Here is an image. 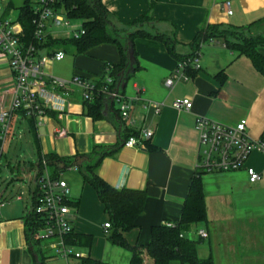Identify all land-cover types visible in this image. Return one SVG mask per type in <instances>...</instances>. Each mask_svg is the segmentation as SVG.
I'll list each match as a JSON object with an SVG mask.
<instances>
[{
	"label": "crops",
	"instance_id": "obj_1",
	"mask_svg": "<svg viewBox=\"0 0 264 264\" xmlns=\"http://www.w3.org/2000/svg\"><path fill=\"white\" fill-rule=\"evenodd\" d=\"M23 2L0 1V23L9 20L13 23L12 28L18 31L16 18ZM225 2L229 3L231 15H227ZM102 4L124 25L146 15L151 22L148 31L172 36L178 44L177 53L182 55L190 53L188 45L201 28H244L264 17V0H102ZM53 30L49 35L52 39H66L70 35L60 30L54 33ZM262 30V26L254 27L251 34ZM133 51L137 70L120 89L126 98H137L131 102L129 109L134 121L132 127L120 122L115 106L107 101H104L100 118L87 116L80 93L74 88L65 98L67 104L62 102L52 106L41 124L34 125V132H30L28 119H23L20 114L16 113L12 121L19 125L26 123L36 157L38 147L43 155L52 154L58 159L74 162L72 167L80 172L79 169L88 161H94L97 155H104L96 170L101 180L117 190L145 193L143 210L136 226L123 237L129 246L140 249V264H152L143 250L150 241V228L179 220L191 178L201 174L195 168L198 149L195 119L202 117L229 127L244 120L247 136L253 140L262 139L264 76L255 71L247 58L236 56L221 40L214 39L202 45L196 59L199 69L193 68L192 75L184 73L186 81L180 78L167 88L164 81L171 77L177 62L166 53L164 46L154 40L136 39ZM63 52L72 55L68 77L57 75L54 69L55 64L65 60V55L62 61L43 65L46 77L56 75L59 79H70L78 75L95 81L102 76L105 64L116 65L120 60L117 48L106 43L79 55ZM258 52L264 56V46L259 47ZM220 71L225 75L222 84L215 78ZM12 86L13 78L7 60L0 56V97L5 105L10 99L7 90ZM184 98L192 103L189 111L171 108L172 101ZM147 102L163 104L158 115L145 108ZM127 129L137 132L138 136L145 130L151 131L152 135L142 141V148H124L122 143ZM6 139H0V264H38L41 259L43 264H71L70 261L77 259L64 260L54 256L46 243L27 245L24 218L31 209L36 174L32 178L33 183L29 184L28 210L27 204L23 203L22 192L7 194L8 189L22 177L19 168L10 164L12 159L2 160ZM38 164L35 170H38ZM10 167L17 174L5 188L13 177L9 173ZM31 167L33 169V165ZM244 168L253 169L261 179L249 183L245 169L200 176L206 219L193 225L183 235L193 242H205V245L196 247L199 259L211 257L213 264H264V152L251 153ZM67 170H60L61 178ZM66 183L70 200L76 205L71 210V226L75 233L92 237L90 249L78 248L82 254L79 264L85 257L108 264H130L131 253L106 240L109 231L103 229V224L108 219L94 190L83 181L81 184ZM199 231H204L206 236L199 238ZM199 253H202L201 256Z\"/></svg>",
	"mask_w": 264,
	"mask_h": 264
},
{
	"label": "trees",
	"instance_id": "obj_2",
	"mask_svg": "<svg viewBox=\"0 0 264 264\" xmlns=\"http://www.w3.org/2000/svg\"><path fill=\"white\" fill-rule=\"evenodd\" d=\"M31 6L32 0H24L18 9L16 22L21 27L20 41L25 45H33L38 54L41 50H46L47 54L55 50L65 52L71 50L74 55H79L92 47L105 43L112 44L117 48L120 56L119 63L116 65L108 64L110 70L96 82L97 87L104 84L101 80L103 77L112 78L116 82H120L121 78L126 81L137 70L133 51V42L136 39H149L161 43L171 58L177 63L185 65L183 72L188 75L193 74L191 62L199 56L202 45L208 41L218 39L236 56L247 58L255 71L264 76V56L258 52V48L264 46V30L260 33L251 34L252 28L264 27V17L244 28L231 26H206L201 28L188 45L190 53L182 55L177 53L176 47L178 44L172 36L148 31L147 28H151V22L146 15H141L128 24H121L104 8L102 0H55V8L64 12L68 19L78 22L84 34L77 39H52L49 35H46L43 39L37 40L34 38ZM128 44H130L133 52V62H130L127 56ZM215 78L219 84H222L225 80L223 71L218 72ZM103 107L104 101L100 96H97L91 103H83L85 114L92 119H98L102 116ZM18 114L23 119H28L30 132H34V120L26 118L23 113ZM127 131L128 133L124 136L125 140L129 137L138 136L135 131L128 129ZM36 154L39 161L43 158L46 160L53 172L74 166V162L70 160H61L52 154H41L38 147H36ZM103 156L97 155L94 161H88L82 169H79L82 181L94 190L103 212L107 216L109 232L106 240L113 246L129 251L132 255L130 264H140L138 258L140 249L129 246L123 235L135 228L136 220L143 210L145 193L127 189L117 190L101 180L96 170ZM201 174H196L191 178L179 220L175 223L155 225L150 228V241L143 250L147 257L151 259L152 264H213L211 257L203 260L197 257L196 246L199 241L193 242L183 236L193 225L205 222L206 219ZM67 205L71 209L76 207L75 203L71 201ZM24 227L27 245L29 247L37 245L38 241L34 238V235L38 225L36 224V216L31 211L24 218ZM65 242L71 247L88 250L91 247L92 237L90 235H79L71 231L65 237ZM38 264H43V259L38 260ZM81 264L108 263L85 257L81 260Z\"/></svg>",
	"mask_w": 264,
	"mask_h": 264
},
{
	"label": "built area",
	"instance_id": "obj_3",
	"mask_svg": "<svg viewBox=\"0 0 264 264\" xmlns=\"http://www.w3.org/2000/svg\"><path fill=\"white\" fill-rule=\"evenodd\" d=\"M5 1V0H0ZM55 0H32L31 12L33 16L34 38L43 39L50 35V30H60L70 33L67 38L77 39L84 34L79 23L68 19L64 12L54 6ZM227 15H231L229 3L225 2ZM1 10V5H0ZM74 22V23H73ZM9 20L0 23V56L5 58L13 78V86L7 90L10 99L7 105L0 97V139L4 141L9 133L12 117L16 113H23L26 118H32L35 126H39L52 106L66 103V96L70 89H77L82 103H91L97 96L103 101L111 103L116 108L122 124L132 127L133 119L129 109L132 101L120 92V83L112 78L103 77L104 83L96 86L99 80L91 81L78 75L63 81L53 77H46L42 67L47 62H59L64 58L61 50L51 52L46 56H39L36 48L25 45L20 41L21 27L14 30ZM197 59V58H196ZM191 62L192 68L198 70L197 60ZM183 63H177L170 78L164 81L167 88H171L174 81L182 78L187 80ZM109 65H104L102 75L109 72ZM106 75V74H105ZM137 92L138 90L135 89ZM67 104V103H66ZM163 104L147 102L145 108L158 115ZM192 103L189 99H175L171 108L176 111H189ZM194 130L198 138V149L195 168L202 174L228 173L245 169L249 183L258 182L261 176L251 168H244L245 162L253 152H264V137L259 140L250 139L246 134V123L239 121L234 126H223L208 119L197 117ZM152 135L149 130L142 131L138 137H129L123 141L124 148H142V141ZM34 178V192L30 211L36 216L38 228L34 238L38 242L47 244L56 257L64 260L69 258L81 259L78 248L66 244L65 237L74 231L71 226L72 209L69 187L61 177L60 170L52 172L46 160L39 161ZM68 170H76L68 167ZM1 207V204H0ZM168 226H170L168 224ZM103 229L108 230L109 224L104 223ZM204 231L198 232V237H205Z\"/></svg>",
	"mask_w": 264,
	"mask_h": 264
},
{
	"label": "rangeland",
	"instance_id": "obj_4",
	"mask_svg": "<svg viewBox=\"0 0 264 264\" xmlns=\"http://www.w3.org/2000/svg\"><path fill=\"white\" fill-rule=\"evenodd\" d=\"M154 1V0H152ZM74 23V22H73ZM54 33H57L58 30H53ZM69 52H71V50H69ZM47 51L46 50H41L39 51V55L40 56H46ZM71 62H72V55L70 54H66L65 55V60L62 63L59 64H55V71H57V75L59 76H63L65 75V77L67 78L68 75L71 72ZM77 62H76V67H77ZM56 76V75H55ZM50 76L56 79L58 76ZM59 79V80H69V79ZM12 134V137L11 135ZM4 153H3V159L5 158L7 160L12 159L13 162H11L10 164L13 166L16 165L17 169L19 168L20 170V174L22 177L21 181H16V183L13 184V186H11L8 189L7 194H11L13 195L16 192H22L23 196V203L27 204L28 206V210H29V196H28V189H29V184L33 183V179L37 170L34 169V167L38 164V159L33 151V147H32V140H31V134L27 128L26 123H22V125L19 124H15L14 121L11 122V129H10V133L5 141V145H4ZM3 164V162L1 163V165ZM33 165V169L32 166ZM19 172V171H18ZM1 176V174H0ZM62 178L65 179L66 181H68L69 183H79L81 184L82 182V176L80 172H77L76 170H67L64 171L62 173ZM31 182V183H30ZM70 183V184H71ZM32 187V186H31ZM43 243V242H42ZM205 245L204 241H201L197 244L196 247H198V245ZM85 251V250H84ZM83 251V252H84ZM202 253H199V256H201ZM40 259V258H39ZM70 263H74V264H79L78 259L77 260H72L70 261Z\"/></svg>",
	"mask_w": 264,
	"mask_h": 264
},
{
	"label": "water",
	"instance_id": "obj_5",
	"mask_svg": "<svg viewBox=\"0 0 264 264\" xmlns=\"http://www.w3.org/2000/svg\"><path fill=\"white\" fill-rule=\"evenodd\" d=\"M128 47L129 48H128V51H127V56L129 58V61L133 62V52L131 50L130 44H128ZM122 77H123V75H122ZM120 80H121L119 82L120 83V89H123L124 86H125V81H123V78H121ZM9 169H10L9 173L13 174V177L11 179H9V181L6 183L5 188L8 187L11 184V182H13L15 180L14 176L17 174L16 171H14L12 167H10Z\"/></svg>",
	"mask_w": 264,
	"mask_h": 264
}]
</instances>
